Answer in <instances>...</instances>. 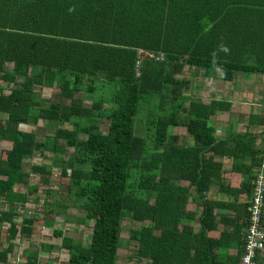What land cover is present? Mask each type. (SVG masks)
<instances>
[{
  "label": "trees",
  "instance_id": "1",
  "mask_svg": "<svg viewBox=\"0 0 264 264\" xmlns=\"http://www.w3.org/2000/svg\"><path fill=\"white\" fill-rule=\"evenodd\" d=\"M138 49L163 59L138 60ZM186 66L208 75L220 71L226 81L264 75V0H0V114H6L0 141L11 142L0 157V201L10 207L25 202L27 195L16 187L34 188L31 172L50 174L59 167L68 179L67 201L53 197L49 208L47 195L43 203L50 212L81 208L92 222L87 242L53 229L61 242L46 245L66 250L69 264H117L125 218L139 223L128 239L148 264L240 260L241 247L236 257L226 251L245 226L246 203L240 201L264 160L261 134L217 137L210 117L231 104L190 99L185 105L187 82L178 75ZM5 82L12 83L7 94ZM36 87L52 88L56 98H37ZM77 91H84L90 106L76 98ZM101 119L108 121L106 133ZM39 120L72 129L58 127L39 141L19 128ZM170 125L185 126L194 143L172 142ZM37 151L43 159L46 151L56 156L50 166L32 163L26 170L25 160ZM215 155L231 157L236 180L224 182ZM215 187L233 200L210 198ZM227 210L235 216H226ZM17 215L0 210V264H15L8 257L13 240L38 225V219L23 217L18 229ZM219 216L232 230L214 239L210 232Z\"/></svg>",
  "mask_w": 264,
  "mask_h": 264
},
{
  "label": "crops",
  "instance_id": "2",
  "mask_svg": "<svg viewBox=\"0 0 264 264\" xmlns=\"http://www.w3.org/2000/svg\"><path fill=\"white\" fill-rule=\"evenodd\" d=\"M6 71H11L13 68L12 62L5 63ZM186 80L185 94L187 96L185 105H187L192 100H200L204 103H209L212 99L227 100L231 106L229 110L219 111L210 117V123L215 128V134L217 137H225L232 132H246L251 131L257 134H262L264 128V75L263 74H238L232 80L226 81L222 78L221 72L217 71L214 75H208L203 69H197L195 67L186 66L183 69V73L178 75ZM12 85V83H8ZM6 85V82H5ZM189 87V88H188ZM191 90V93L190 91ZM189 91V92H188ZM186 107V106H185ZM181 116H186V108L181 109ZM252 121V122H251ZM251 122V123H250ZM20 127V126H19ZM168 135L172 142L176 144H189L194 143L193 138L187 133L186 127L182 125H170L168 129ZM261 136L258 138V145L264 150V143L260 144ZM11 146V145H10ZM36 154V153H35ZM33 158V157H32ZM32 158H27L25 161L30 162ZM214 160L222 163V178L225 183L230 182L232 179L236 180L238 176L233 178L232 172V159L231 157L215 155ZM36 161V160H35ZM34 161V164L37 163ZM34 176L36 172H31ZM33 178V176H31ZM241 180V177H239ZM33 182V183H32ZM30 184L33 187H16V191L21 194L27 195V200L25 202L16 203L13 207H10L8 203L0 201L1 209L14 210L17 216L14 220L18 224V229L21 228V222L23 217H33L37 219V214L33 210L34 205L37 206V194L33 193L37 191V181H31ZM210 198L221 199L223 201H232L233 196L222 193L218 188L211 189L208 193ZM243 203V199L241 201ZM33 207V208H32ZM34 213V214H33ZM236 211L227 210L225 212L226 216L234 217ZM218 224L215 230L210 232L211 237L214 239L218 238L220 232L225 228L229 231L232 230V225L225 226L223 221L217 220ZM9 227L8 223H4L2 228L6 230ZM44 228L46 225L44 223ZM244 233V227H242L241 232L235 233L233 235V245L230 246L226 253L228 256L236 257L239 253V247L242 249V237ZM4 234V233H3ZM5 235V234H4ZM6 236V235H5ZM4 236V237H5ZM4 246L7 245L6 238H4ZM13 242L15 243V248L13 252L9 254V260L15 264H23L30 259L33 264H37V251L39 252V264L40 262H46L51 264V259L55 257L51 251L48 254L47 250H57L55 247L51 249L46 244H56L57 242H44L40 244L37 249V222L33 226L32 231L29 235H22L16 237ZM55 245V246H56ZM42 246V248H41ZM120 249V248H119ZM118 249V256H119ZM56 262V261H54ZM28 263V264H32ZM147 263V261H146ZM118 264V261H117ZM148 264V263H147ZM229 264H239V261L232 262Z\"/></svg>",
  "mask_w": 264,
  "mask_h": 264
},
{
  "label": "rangeland",
  "instance_id": "3",
  "mask_svg": "<svg viewBox=\"0 0 264 264\" xmlns=\"http://www.w3.org/2000/svg\"><path fill=\"white\" fill-rule=\"evenodd\" d=\"M4 86V92L7 94L11 89L10 84L2 85ZM189 88V87H188ZM191 93V90H189ZM188 91V92H189ZM35 92L37 94V98L44 99H55L56 97L53 95L52 88H40L36 87ZM76 98L84 99L85 106H90L91 102L89 99L84 98V91H77L75 93ZM1 118H5L6 114L1 113ZM108 121L105 119L100 120V129L106 133L108 131ZM58 127L65 129H72V125L68 123H59L55 122H45L39 120L36 125H25L21 124L20 129L28 132H34L39 141H43L47 136H54L55 131ZM264 131V128H263ZM62 142V139L58 140ZM264 143V132L261 134L260 144ZM10 141H0V157H4V152L10 148ZM264 145V144H263ZM66 152H72L70 147L65 148ZM45 155L49 156V158L43 159L42 154L37 151V153L33 156L30 162H26V170H29V164H34V161L37 165H46L50 166L52 164L51 157H53V153L46 151ZM56 153H54V157ZM53 157V158H54ZM61 169L59 167H51V173H37L35 176L31 173L30 182L37 181V191L33 193L37 194L38 199L37 206L34 205L33 210L36 211L37 219L39 220L37 225V249H40V244L44 242H57V245L61 242L59 237L54 236L53 229L56 228L58 230H63L64 235L74 237L76 239L82 240L83 242H87L90 239V234L92 233V222L88 220L85 216V211L81 208L69 206L64 211H59V209L48 211L45 203H43V199L48 195L49 208L53 207L52 198L55 197L59 202L64 203L66 200V188L68 179L61 177ZM33 183V182H32ZM54 191H57V197ZM53 198V199H55ZM1 208V204H0ZM34 214V213H33ZM45 220L46 228L43 227V221ZM51 220V222H50ZM138 222H134L128 218L123 219L122 221V244L119 247V256H118V264H147L145 259L137 258L135 256V243L129 241V231L132 228L138 226ZM5 234V233H4ZM6 238V237H4ZM42 248V246H41ZM53 252L54 256L51 260V264H69L68 263V253L64 249H55V250H47L48 254ZM56 261V262H54ZM40 264H47L46 262H40Z\"/></svg>",
  "mask_w": 264,
  "mask_h": 264
},
{
  "label": "built area",
  "instance_id": "4",
  "mask_svg": "<svg viewBox=\"0 0 264 264\" xmlns=\"http://www.w3.org/2000/svg\"><path fill=\"white\" fill-rule=\"evenodd\" d=\"M143 57L163 59V54L155 55L138 49V60ZM138 64L137 61V67ZM243 202L246 203L247 216L244 219L242 254L239 264H264V160L256 168L250 194L246 200L243 199Z\"/></svg>",
  "mask_w": 264,
  "mask_h": 264
}]
</instances>
